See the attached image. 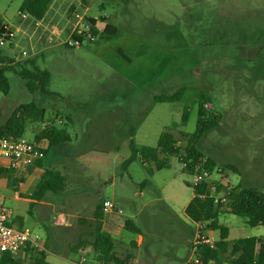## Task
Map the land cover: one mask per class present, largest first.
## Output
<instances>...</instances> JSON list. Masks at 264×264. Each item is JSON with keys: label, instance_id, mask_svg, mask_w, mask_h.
<instances>
[{"label": "rangeland", "instance_id": "1", "mask_svg": "<svg viewBox=\"0 0 264 264\" xmlns=\"http://www.w3.org/2000/svg\"><path fill=\"white\" fill-rule=\"evenodd\" d=\"M23 1L0 0V56L14 61L11 64L13 68L6 73L10 91L5 93L0 89V123L17 106L28 102L46 108V119L54 117V109H59L62 103L56 92H64L66 85L76 84L74 81L77 79L80 84L83 80L75 77L72 71L62 75V69L66 68L61 60L70 49L81 52L93 50L96 43H85L79 48L51 45L54 49L46 53L47 57L50 56L49 70L52 73L47 85L48 93L40 89L31 90L27 85L29 79L21 71L24 68L34 70L35 66L43 68V56L23 57L24 51L32 50L30 45L24 47L19 43L20 40L24 44L27 42L22 39L23 31L27 30L29 36L33 32L38 35L41 27L37 28L36 22L30 19L24 25L25 16L19 11ZM54 8L63 14L56 15L53 26L63 27L66 19H71L74 24L80 17L84 16L82 21L87 20L86 16L92 17L96 20L97 38L110 37L103 29L106 23H112L121 36L136 40L142 51H157V66L162 61L160 76H169L163 86L173 92L182 86L184 88L182 103L188 114L181 130L186 134L195 133L200 98L207 99V116L216 113L221 121L201 137L200 148L218 166L233 164L238 168L239 172L226 170L227 179L233 184L241 179L247 186L264 190V58L247 48L258 43L259 30L264 27V0H56ZM29 21L30 27L27 28ZM73 24L68 26L67 34ZM3 25L15 33L13 43L2 39L6 31ZM120 41V38L114 39L110 52L122 46ZM43 126L42 122L29 121L24 137L35 141L34 129L41 130ZM178 138L183 145L188 143L185 137ZM128 150H125L126 154ZM166 160L169 165L155 170L151 176L147 166L154 168V161L144 164L136 159L126 168L120 164L114 168L113 163L103 162L100 172L92 168L87 172L90 178L84 176L86 180L83 179L84 183L76 188L80 189L81 195L78 196L84 203V211L92 199L107 198L115 202L123 216L141 228L143 243L138 247L131 244L127 247L134 253L133 264H180L179 260L172 258L174 229L177 234L181 221H186V217L180 214L176 202L187 201L194 194V189L190 185L191 174L182 169L178 158L170 155ZM113 175L116 176L115 185L111 180ZM145 181L148 183L143 185ZM19 183L13 184L8 176L0 178V204L13 206V201H18L15 196L22 191ZM20 205L25 207V211L30 207L26 202ZM220 221L230 223L233 238H264V227L248 225L245 217L227 214L221 215ZM35 222L39 225L36 226ZM45 225L49 222L42 219L34 208V214L28 218V228L36 227L44 237ZM125 238L136 236L126 231ZM191 254V246L185 244L181 255L190 257ZM46 255L52 256L55 264H79L80 260V254L72 251L55 250ZM17 258L23 263L28 261L21 255Z\"/></svg>", "mask_w": 264, "mask_h": 264}, {"label": "crops", "instance_id": "2", "mask_svg": "<svg viewBox=\"0 0 264 264\" xmlns=\"http://www.w3.org/2000/svg\"><path fill=\"white\" fill-rule=\"evenodd\" d=\"M55 1L53 0L43 23L47 25V29L65 35L68 26L73 23L71 19H66L63 27L53 26L52 22L56 15L63 14L54 8ZM86 9L88 10V8ZM85 18L90 23L89 17L86 16ZM27 19L32 22L35 21L27 16L24 25ZM80 19L82 20L81 17L78 20L81 21ZM31 21H29L27 28L30 27ZM75 26L76 23L73 24L72 30L67 36L72 33ZM105 34H110V37L97 38L93 50L88 49L81 52L70 49L61 60L66 68L62 69L61 74L68 75V71H72L75 77L83 79L82 84L77 79V81H74L76 84L66 85L64 92H56V95H59L62 99V103L59 109H54L56 112H53L54 117L45 118L43 128L46 124L47 126L54 125L62 128L69 134L70 139L67 142L53 146L49 145L47 139L39 140L46 145L45 157L27 169L14 171V177L16 180H21L19 187L22 188V191H20L22 195L19 192L15 199L20 204L29 203L30 207L25 211V207L18 204L16 200L13 201V206L7 205L12 210L10 224L16 228H28L29 215L34 214L35 208L36 213L49 222V225H45L47 231L44 237L40 235L36 227L31 229L42 237L45 253L55 250L66 252H76L77 250L79 254L83 251L88 253L92 251L91 246H84V225L81 221L82 219L92 220L98 206L107 198L96 197L92 199L91 204L84 211V203L78 196L81 195L80 189L77 190L76 188L80 187L81 182L84 183L86 180L84 176L90 178V174L87 172L92 168L101 171L100 169L104 165L103 162H107V159L101 158L103 152L114 153L116 155L115 160L121 157L122 160H125L130 155V152L125 155V150L128 148L131 139L138 145L157 146L160 134L166 130L174 134L177 144L182 147L188 145H183L182 140L178 138V136H183L188 141L187 134L181 130L185 125L182 123V119L186 110L182 99L173 102H156L154 99L157 95L174 93L172 89L165 88L162 84L169 80V76L164 78L160 76L162 61L161 65L157 66V51L148 53L142 51V48H140L142 46L137 45L136 40L134 42L129 36L123 35L124 38L118 28L115 33ZM49 36V33L47 31L43 32L42 28L41 33L38 35L33 32L30 40H26V44L22 43V40L19 44L24 45V47L30 45L32 55L37 57L41 54L43 56V68L41 69L48 71L51 77L52 73L49 70L50 56L47 57L46 53L57 45L51 46L48 42ZM119 38L122 46L117 51L110 52L111 43L114 39ZM126 40L130 42L128 43ZM161 46L164 47L163 44ZM177 86H174V89ZM154 88L159 90H153ZM41 130L34 129L35 141H38L37 136ZM122 162L121 160L116 164L112 162V166H115L114 168L119 164L122 166ZM47 169L55 170L64 176V191L60 193L49 192L39 201H33L25 197L34 192ZM83 179L85 180L83 181ZM111 180L112 184L115 185L116 176L113 175ZM240 181L241 179L236 181V184ZM193 197L194 194L192 193L187 201L176 202V208H179L180 214L186 217V221H181V228H179L180 231L177 234L175 233L176 229H174V254L173 252L171 254H173L172 258L174 260L180 261V264H183L189 258L181 255V252L185 244L190 247V241L195 230V223L186 213V208ZM174 214L177 216L175 208ZM227 214L231 213L224 210L221 215L226 216ZM221 215L218 220L229 228L228 240L237 239L231 237L230 223L220 221ZM58 217H60L61 223L56 224L55 220ZM126 220L128 219L123 216V211L122 213L112 211L107 214L104 213L102 221V230L109 233L117 241L116 250L119 256L122 257L130 252L133 253L131 248L127 249L133 240L136 241L137 247L143 243L142 230L138 226L141 233L135 234L136 238H125V232L129 231L125 227ZM35 224L36 226L39 225L36 222ZM190 225H192V228ZM257 237L264 240L262 236ZM122 250L127 251L124 254ZM20 255L22 258L27 257L28 261L34 256L31 251L26 250L20 252L18 256ZM53 255L57 256L55 253ZM51 257L46 255V260L55 264Z\"/></svg>", "mask_w": 264, "mask_h": 264}, {"label": "trees", "instance_id": "3", "mask_svg": "<svg viewBox=\"0 0 264 264\" xmlns=\"http://www.w3.org/2000/svg\"><path fill=\"white\" fill-rule=\"evenodd\" d=\"M52 3L53 0H24L19 11L20 14H27L31 18L41 20L45 17ZM88 20L91 24L90 32L96 35L97 30L94 27L96 21L89 18ZM2 28L6 30L4 31L5 34L2 36V39L8 41L10 39L8 28L5 25H3ZM115 31H117V27L109 23L103 29L104 33H115ZM259 31L258 43L248 45L247 48L254 52H258L261 54V57L264 58V27ZM9 60L14 62L12 58H3L0 56V61L2 62H7ZM28 61L34 63L32 60ZM11 64L12 63H7L0 69V89L5 93L10 91V82L6 73L13 68ZM21 74L29 79L27 85L31 90L40 89L48 93L47 85L50 78V73L48 71L35 66L34 70L24 68ZM183 94L184 88H180L174 93L157 95L154 99L156 102L179 101L182 99ZM206 102L207 99L203 97L200 98L198 127L195 133L187 134L188 145L186 147L177 144V139L174 134L166 130L160 134L157 146L138 145L131 139L127 148L129 149L130 155L125 160H122V157L115 160L116 155L111 152H103V157L101 158L107 159L108 162H114L115 164L121 160L123 161L122 166L124 168L129 166V164L136 159L142 160L144 164L154 161V168L147 166V171L150 176L153 175L155 170L163 169L169 165L166 158L170 155L177 157L180 162V157H183L184 162H189L188 166L183 168L188 173H191V170L198 165L202 159H205L204 167L209 168L211 171L219 167L222 169L223 173L227 172V169L239 172L238 168L233 164L218 166L216 162L211 157L206 156L200 148L199 140L201 137L205 133L216 128L221 121L220 116L216 113L207 116L208 114L205 108ZM46 114V109L35 102L23 103L17 106L13 113L3 123H0V139L3 137L24 136L27 123L29 121L44 123ZM187 114L188 110H185L182 119V123L184 124L187 120ZM42 139H47L49 145L53 146L67 142L70 136L64 129L54 125L47 126L46 124L37 136L38 141ZM14 171V169L0 167V177L8 176L12 178V183L16 184L21 180H16ZM227 177L228 175L225 173L222 186L232 183ZM147 183L148 182L145 181L142 184L146 185ZM64 189V176L55 170L47 169L42 175L34 192L30 195L23 196L33 201H39L49 192L60 193L63 192ZM205 189V186L195 188L194 197L186 208L188 217L194 223L206 222L207 230L218 236L215 248H210L209 246H201L199 248L198 255L200 256L201 264H264V240L261 237L247 236L229 241V228L221 224L218 220L222 212L227 210V212L231 214L245 217L246 223L252 227H264V190L247 186L244 182L240 181L235 184L229 192L228 203L215 204L213 198H200L195 195L196 193L205 192ZM104 213L102 203L95 211L92 220L82 219L81 221L84 225V246L89 245L92 248L90 253L86 252L87 255L94 261L103 260L108 264H133L134 254L130 252L124 257L119 256L116 250L117 241L109 233L102 230ZM125 227L136 235L141 233V230L129 219L126 220ZM136 245V241L133 240L131 246L137 247ZM25 250L31 251L34 255L29 261L23 263L17 259L18 256L3 253L0 256V264H52L46 260L45 251L29 248V243Z\"/></svg>", "mask_w": 264, "mask_h": 264}, {"label": "built area", "instance_id": "4", "mask_svg": "<svg viewBox=\"0 0 264 264\" xmlns=\"http://www.w3.org/2000/svg\"><path fill=\"white\" fill-rule=\"evenodd\" d=\"M24 15V14H23ZM25 18L29 15L25 14ZM84 17V16H83ZM83 17H81L83 19ZM34 19V18H33ZM44 19V18H43ZM43 19L35 20L36 27L43 28V32L50 31L46 28L47 25L43 23ZM81 20V19H80ZM79 21V20H78ZM76 22V26L72 33L67 37L61 32L51 30L49 33L48 42L51 45H64L69 48H79L85 43L96 42L97 36L90 32L91 24L88 21ZM10 39L9 43L13 42L15 33L8 29ZM7 31V32H8ZM81 35V36H80ZM22 38L30 40L31 35H28L27 30L23 31ZM32 55V52L24 51L23 57ZM10 62V61H9ZM9 62L0 61V69ZM13 63V62H10ZM46 145L42 141H31L24 136L21 137H3L0 139V167H7L14 170H24L35 164L45 157ZM183 168L188 166L189 162H184L183 157H180ZM205 159H202L198 165L191 170V186L195 189L205 186V192L196 193L200 198L210 197L214 199L215 204L228 203V194L235 184L229 183L222 186L223 173L221 168H215L212 171L204 167ZM104 212L110 213L117 211L122 213V210L116 204L106 199L103 202ZM12 210L9 206L0 205V256L3 253H9L13 256H18L20 252L24 251L29 243V248L38 251H45V246L42 237L34 233L30 228H16L10 224ZM55 223H61L60 217L55 220ZM218 241V236L207 230L206 222H195V231L190 241L192 249L191 256L183 264H201L198 250L201 246H209L215 248ZM79 264H108L107 262L94 261L86 252L81 253Z\"/></svg>", "mask_w": 264, "mask_h": 264}]
</instances>
